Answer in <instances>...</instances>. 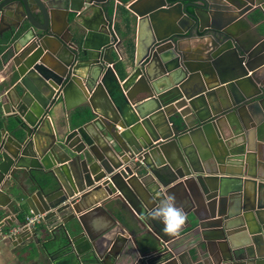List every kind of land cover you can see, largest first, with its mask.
Instances as JSON below:
<instances>
[{
    "label": "water",
    "instance_id": "95a60500",
    "mask_svg": "<svg viewBox=\"0 0 264 264\" xmlns=\"http://www.w3.org/2000/svg\"><path fill=\"white\" fill-rule=\"evenodd\" d=\"M126 1L147 42L121 83L110 12ZM256 8L264 0H0L3 56L19 78L2 106L13 123L0 131V217L42 216L5 238L51 264H123L129 245L133 264H264V37L243 38ZM162 13L180 28L162 29ZM193 31L211 41L197 60L179 42ZM58 100L102 113L58 139L47 118ZM177 192L188 221L172 237L149 212ZM104 218L111 228L91 236ZM116 225L128 234L105 237Z\"/></svg>",
    "mask_w": 264,
    "mask_h": 264
},
{
    "label": "crops",
    "instance_id": "0c3cea01",
    "mask_svg": "<svg viewBox=\"0 0 264 264\" xmlns=\"http://www.w3.org/2000/svg\"><path fill=\"white\" fill-rule=\"evenodd\" d=\"M145 1H159V0H145ZM169 3H172L170 0H166ZM193 1V0H192ZM133 1H126V5L119 4L117 9L113 10L111 9L110 16H111V28L113 30V34L116 38V41L120 43L119 50L123 56V61L120 62L117 66L116 76L119 79L121 83L125 81L130 73L134 70V64L136 61L137 55H140V48L144 43L147 42V34L143 30V28L137 30V15L128 9V4ZM161 8H165L162 6ZM260 11L263 15V19L259 22H253L254 18H257V14ZM160 27L166 31L172 30L175 31L177 28H180V24L176 21V18L174 17V14L170 13H162L160 14ZM247 23L251 26L250 30L246 31V34L243 35V38L245 40H248V38L252 36H262L264 37V14L259 9H252L249 11L245 16ZM226 18L223 16V19ZM63 21V20H62ZM63 24V22H62ZM185 30V29H182ZM188 34L182 36V38L179 40L180 47L182 49L183 53H186L188 56L192 57V59L197 60L198 58H204L208 51V48L211 46V41L209 37L202 38L199 36L196 31H193L192 37H187ZM10 42V36L5 35L4 40L0 41V47L6 50V44ZM3 51V53H4ZM3 53L0 55V71H4L5 79L0 84V95L2 93H6L8 89H10L15 82L18 81V77L16 75L13 76L12 79H10V67L11 64H9L6 57L3 56ZM4 57V58H3ZM118 57V54H117ZM250 75V73L248 74ZM144 88H139L138 91H143ZM5 100L2 99L0 103V131L3 130L4 124H12L11 119H7V115L4 114L2 106L4 104ZM96 103V102H95ZM72 109L66 113L64 111V105L63 103L58 100L56 101L48 110L47 118L49 120V125L53 131V133L57 136L58 139H60L66 131H71L73 129H77L82 127L83 125L87 124L88 122L92 121L93 119L97 118V114L95 113H102L100 109V104H95L96 112L94 113L93 109L91 107H83V108H75L74 105L77 104H69ZM185 108H181L180 110H176L177 113ZM189 117H192L190 114ZM183 120H186L183 119ZM226 125L221 123V131L225 133L226 131ZM118 129V128H116ZM48 131V130H47ZM46 131V132H47ZM224 135V134H223ZM162 141H158L154 145L161 144ZM263 143H259V145H262ZM260 158L264 159V155H261ZM234 171L238 172L239 168L234 167ZM220 175V174H218ZM166 177V174L163 176ZM222 177V176H217ZM244 179V178H243ZM173 185V184H171ZM170 185V186H171ZM250 185V184H249ZM25 186H29V183H26ZM252 187V186H251ZM250 187V193L252 191V188ZM180 193H175V203L176 206H182V204L187 205V202L185 199L180 197ZM24 212L21 214H17V216L14 217V224L12 226H5V217H0V264H51V262L48 260V258L42 253L40 256L36 254L35 251L30 254L28 252V247H21L20 250H17V247H15L12 242H9L4 235L7 234L5 230L9 228V230L17 227L16 223H19L20 221H23L27 216L31 215L30 210L27 207L23 208ZM127 220L129 222V229L133 230L136 228L135 222L130 219V216L127 215ZM193 217V215H191ZM4 221V222H3ZM4 223V225H3ZM112 221L109 218H104L97 222L91 220L89 223L88 231L91 236H96L97 234H100L103 230H107L111 228ZM121 233L122 235H127L128 232L124 231L119 225L114 227V229L107 234L105 237L111 238L114 233ZM239 238L234 240V244L240 243V236ZM72 236V235H71ZM97 247L100 248L103 246L102 239H99L96 241ZM195 251H191V255H194ZM151 252L150 254H152ZM202 256L204 253L202 251H199ZM138 256L136 253V250L132 247V245H129V251L126 252L125 256L123 257V264H133L135 260H137ZM188 260V261H186ZM190 258H183V264H213L212 260L209 259L208 255L206 257H203L201 259H194L192 262H190Z\"/></svg>",
    "mask_w": 264,
    "mask_h": 264
},
{
    "label": "clouds",
    "instance_id": "9594fccd",
    "mask_svg": "<svg viewBox=\"0 0 264 264\" xmlns=\"http://www.w3.org/2000/svg\"><path fill=\"white\" fill-rule=\"evenodd\" d=\"M149 215L151 219L159 220L164 225V232L172 237H178L188 221L184 209L176 206L174 195L161 199L159 205L150 210Z\"/></svg>",
    "mask_w": 264,
    "mask_h": 264
},
{
    "label": "built area",
    "instance_id": "2783aa9c",
    "mask_svg": "<svg viewBox=\"0 0 264 264\" xmlns=\"http://www.w3.org/2000/svg\"><path fill=\"white\" fill-rule=\"evenodd\" d=\"M118 50H119V49L117 48L116 51H117V54H118V60H119V61H122V60H123V56H122L121 52L118 51ZM4 79H5V75H4V71L2 70V71H0V84L4 81ZM4 95H5V93H2V94L0 95V103H1L2 99L4 98ZM41 220H42V216H41V215H33V214H31V215H29V216H27V217L25 218L23 227H24V228H27V229L34 228V226H35L36 224H38L39 222H41ZM0 222H1V221H0ZM3 222H4V221H3ZM18 229H19V228H17V227L11 229L7 235H10L11 233H12V234H15V233L18 231ZM5 236H6V235H4L3 238H4ZM149 257H154V254H150V255L148 256V258H149Z\"/></svg>",
    "mask_w": 264,
    "mask_h": 264
},
{
    "label": "trees",
    "instance_id": "16d2710c",
    "mask_svg": "<svg viewBox=\"0 0 264 264\" xmlns=\"http://www.w3.org/2000/svg\"><path fill=\"white\" fill-rule=\"evenodd\" d=\"M171 2H175V1H178V0H170ZM182 1H185V2H191L192 0H182ZM258 14H257V18H254L253 19V22H259L263 19V15L261 14L260 11H257ZM4 49L2 47H0V55L3 53ZM4 58V57H3Z\"/></svg>",
    "mask_w": 264,
    "mask_h": 264
}]
</instances>
